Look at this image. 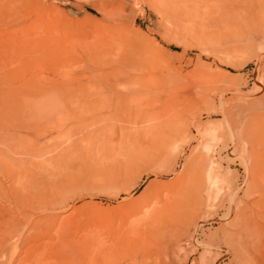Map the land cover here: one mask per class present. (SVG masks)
Instances as JSON below:
<instances>
[{
    "label": "rangeland",
    "instance_id": "obj_1",
    "mask_svg": "<svg viewBox=\"0 0 264 264\" xmlns=\"http://www.w3.org/2000/svg\"><path fill=\"white\" fill-rule=\"evenodd\" d=\"M263 12L0 0V264H263Z\"/></svg>",
    "mask_w": 264,
    "mask_h": 264
},
{
    "label": "bare ground",
    "instance_id": "obj_2",
    "mask_svg": "<svg viewBox=\"0 0 264 264\" xmlns=\"http://www.w3.org/2000/svg\"><path fill=\"white\" fill-rule=\"evenodd\" d=\"M259 5L260 7H261V10L263 11L264 10V0H252V5L254 6V5ZM264 13V12H263ZM260 17V16H259ZM260 87H262V88H264V84L261 82H259V84H258ZM260 87H258V88H260ZM99 93V98L96 100L97 101V104H94V109L95 108H97L100 104H103V105H105V104H107L106 102H107V99H106V97L105 96H102V92H98ZM119 102V101H118ZM116 105V104H115ZM103 106H101V108H102ZM113 107V106H112ZM117 107V106H116ZM96 110V109H95ZM102 110V109H101ZM115 110V109H114ZM110 111V110H109ZM112 111V110H111ZM110 111V112H111ZM99 112V111H98ZM107 112V111H106ZM102 113V112H101ZM108 113V112H107ZM112 113V112H111ZM115 113V112H114ZM103 115H105V114H103ZM108 115L110 116V114L108 113ZM107 115V116H108ZM102 116V115H101ZM116 118V116H114V118L113 119H115ZM117 120V119H116ZM116 122V121H115ZM119 122V121H118ZM245 131V130H244ZM232 134V133H231ZM236 134V133H235ZM235 136V135H234ZM238 136V135H237ZM236 136V137H237ZM235 144V142H234V140L233 141H231V143L230 144H227V148L229 147V148H232L233 149V151H234V145ZM242 147V146H241ZM237 148V147H236ZM239 148V147H238ZM231 149V150H232ZM232 151V152H233ZM230 153V152H229ZM255 155L256 154H253V158L255 157ZM240 156V155H239ZM241 156H243V153L241 154ZM244 157V156H243ZM259 157H260V159L262 160V162L261 163H264V153H259ZM250 158H251V155H250ZM250 158H246L247 160L246 161H243L242 160V165L244 166V171H245V173L246 174H248L247 176H251V178L253 179V181L255 182L254 183V185H253V187H254V189L256 190V191H260V192H262V196H263V198H264V180L263 179H261V177L262 176H264V165H262L259 161H255L254 163L252 162V160L250 159ZM10 159V158H9ZM239 159V158H238ZM236 160V159H235ZM6 161V160H5ZM34 161V160H33ZM33 161L31 160V162L33 163ZM232 162H233V160H232ZM5 164V163H4ZM7 164H8V161H7ZM199 175H200V173H199ZM208 175V183L209 184H211L212 183V181H213V172L212 171H210V173L209 174H207ZM202 176V175H201ZM200 176V177H201ZM215 176V175H214ZM217 176V175H216ZM17 177V176H16ZM203 177V176H202ZM218 177V176H217ZM222 178V177H221ZM20 179H21V177H20ZM19 179V180H20ZM200 181V180H199ZM200 184V183H199ZM215 184V183H214ZM213 184V185H214ZM22 185V184H21ZM203 185H204V183H203ZM212 185V186H213ZM211 186V185H210ZM201 187H203L202 185H201ZM232 187V186H231ZM2 189H1V187H0V195H1V197H4V198H6V194H5V192L3 193L2 191H1ZM22 190V189H21ZM200 191V190H199ZM211 191V190H210ZM2 192V193H1ZM23 192V191H22ZM25 192V191H24ZM8 193V192H7ZM202 193H203V191H202ZM179 195V194H178ZM8 196H9V194H8ZM180 196V195H179ZM14 197V196H13ZM15 197H17V195L15 196ZM8 198V197H7ZM27 199H28V196L26 197ZM8 199H10V197L8 198ZM8 199H7V201H8ZM16 200L18 199V197L17 198H15ZM217 199V198H216ZM229 206H228V211H227V214L229 213H232V211H233V208H234V206H233V204H234V199H233V197H230L229 196ZM12 200V199H11ZM211 200V199H210ZM15 201V200H14ZM19 201H22V198L20 197L19 198ZM25 201V200H24ZM23 201V202H24ZM27 201V200H26ZM25 201V202H26ZM29 201V200H28ZM188 201V200H187ZM10 202V201H9ZM17 202H18V200H17ZM25 202H24V204H25ZM222 202V201H221ZM21 203V202H20ZM23 203H22V205H24ZM7 205V204H6ZM11 205V204H10ZM9 205V206H10ZM21 205V204H20ZM213 205H215L214 203H213ZM248 206V205H247ZM261 206V205H260ZM16 207V206H15ZM250 206H248V208H249ZM12 208H13V206H12ZM20 208H22V207H20L19 206V210H20ZM5 210H6V208H4ZM3 209V210H4ZM9 209V208H8ZM260 209V208H259ZM10 210H11V208H10ZM14 210H15V208H14ZM16 210H17V207H16ZM13 211V210H12ZM20 211H22V210H20ZM19 212V211H18ZM17 213V212H16ZM20 213H22V212H20ZM263 213V215H264V212H262ZM18 214V213H17ZM228 214V215H229ZM261 215V214H260ZM2 217V216H1ZM236 217V216H235ZM4 218V217H3ZM6 218V217H5ZM4 218V219H5ZM7 219V218H6ZM235 220H236V218H235ZM5 221V220H4ZM7 221H8V219H7ZM3 221H1V223H2ZM4 223V222H3ZM28 224V223H27ZM236 224V223H235ZM2 225V224H1ZM1 225H0V227H1ZM35 225H37V224H35ZM252 225V224H251ZM6 226H7V223H6ZM24 226H26V224L24 225ZM196 226V225H195ZM238 226V225H237ZM7 227H9V226H7ZM23 227V226H22ZM196 228V227H195ZM0 229H3V228H0ZM11 229V228H10ZM4 230V229H3ZM5 230L6 231H8V229L7 228H5ZM4 232V231H1L0 233H6V234H8V235H10L8 232ZM196 232V231H195ZM2 233V234H3ZM16 235H19L20 236V234L18 233V234H15V236ZM193 236H195V234L193 235ZM264 239V238H263ZM18 240H19V237L17 236V237H15V241H14V243H15V245L18 243ZM258 242H259V240H258ZM260 243V242H259ZM11 244V243H10ZM12 245V244H11ZM260 245V244H259ZM125 246V243H119L118 245H117V250L115 251V253H114V255H112V259H113V257L115 256V257H117L121 252H122V250H123V247ZM12 247V246H11ZM254 247V246H253ZM10 248V247H9ZM15 248V252H16V249H17V247H14ZM255 248V247H254ZM74 249V248H73ZM76 250V249H75ZM4 246L3 245H1L0 244V257L1 256H4L5 255V253H4ZM231 250H229L228 251V253L230 252ZM53 252V251H52ZM85 252V253H84ZM89 252H92V250H90L87 246H83L82 248H80V249H78V251H77V253L78 254H83V255H85L86 253H89ZM88 255V254H87ZM124 256V255H123ZM12 258H13V256H11V261H12ZM73 258V257H72ZM79 258V257H78ZM74 259V258H73ZM123 259V258H122ZM263 259H264V257H263ZM78 260V259H77ZM126 260V259H125ZM240 260V259H239ZM81 263V262H80ZM203 263V262H202ZM74 264H75V260H74ZM79 264V263H78ZM82 264H85V263H82ZM132 264V263H131ZM133 264H135V261L133 262ZM263 264H264V260H263Z\"/></svg>",
    "mask_w": 264,
    "mask_h": 264
}]
</instances>
